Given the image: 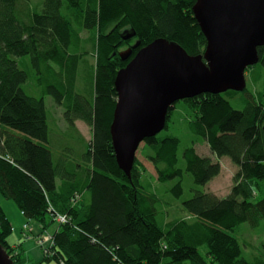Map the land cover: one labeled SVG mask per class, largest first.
<instances>
[{
  "label": "trees",
  "instance_id": "1",
  "mask_svg": "<svg viewBox=\"0 0 264 264\" xmlns=\"http://www.w3.org/2000/svg\"><path fill=\"white\" fill-rule=\"evenodd\" d=\"M34 1L0 0V196L17 207L28 226L37 225L36 236L51 234L52 246L37 264H264V243L261 256L249 262L231 234L241 224L257 227L264 221L260 101L249 99L234 110L227 100L231 91L182 100L192 113L190 132L237 167L227 196L194 189L181 201L182 218L164 222L159 217L157 199L144 194L147 173L136 157L129 178L115 161L109 128L117 71L156 39L179 45L190 56L202 55L206 40L193 17L196 0ZM83 31L94 42V67L86 83L90 96L77 90L79 61L88 53L82 51ZM129 48L131 55L122 60L119 53ZM257 56L256 65L264 68V46ZM23 57L34 69L38 97L22 89L29 76L16 58ZM45 96L63 110L66 129L59 125V130H71L81 143L79 160L53 158ZM76 121L90 127V139L78 132ZM143 147L150 148L145 157L157 182L177 179L168 191L176 199L183 195L184 174L203 187L221 170L218 162L196 153L194 142L182 152L183 168L177 138L155 136ZM57 216L65 222L57 223ZM12 230L0 205V246L13 264H26L30 259L22 242H8ZM203 246L205 257L199 252Z\"/></svg>",
  "mask_w": 264,
  "mask_h": 264
},
{
  "label": "water",
  "instance_id": "2",
  "mask_svg": "<svg viewBox=\"0 0 264 264\" xmlns=\"http://www.w3.org/2000/svg\"><path fill=\"white\" fill-rule=\"evenodd\" d=\"M192 13L206 40L202 55L156 39L116 73L109 132L116 164L128 178L140 144L165 128L170 107L201 94L243 92L245 71L259 61L264 0H196ZM130 55V48L119 53L122 60ZM0 264H13L1 246Z\"/></svg>",
  "mask_w": 264,
  "mask_h": 264
},
{
  "label": "rangeland",
  "instance_id": "3",
  "mask_svg": "<svg viewBox=\"0 0 264 264\" xmlns=\"http://www.w3.org/2000/svg\"><path fill=\"white\" fill-rule=\"evenodd\" d=\"M32 4H35V1L32 0ZM41 7L37 9L39 12ZM88 33H82L81 37L85 40L86 43L82 45V51H87L88 53L84 55L83 58L79 61L78 77H77V90L83 91L87 89L86 83L91 79L92 66L94 67V58L92 54V48L94 42L89 37ZM125 49L124 51H126ZM16 61L20 68L24 69L29 78L27 82L22 86V89L26 94L39 96L40 89L35 81L34 69L30 66V62L27 57L16 58ZM245 80H246V91L245 92H232L229 94L227 100L230 102L231 107L234 110H242L245 107L246 101L249 99L255 100V102L260 101L264 105V68L256 65L251 69L245 71ZM86 85V86H85ZM91 85H89L90 87ZM85 94V93H83ZM86 95H88L86 93ZM45 107L48 112V127H49V137L50 150L53 154L54 159L58 157L69 156L71 160H79L78 149L81 148V143L78 142L77 137L71 130L63 131L59 130V125L62 130L66 129L65 124L62 120V109H58V106L54 104L52 99L49 96L44 97ZM192 115L191 111L188 108V105L185 102L178 101L174 104V109L170 114V120L168 127L165 130H162L157 134V139L161 140L165 137H175L179 140V147L177 156L179 159L178 166L183 168L184 163L181 159L182 152L185 148L193 145L196 153L200 156L210 157L213 162H218L221 166V170L218 176L213 178L205 186H195L193 180L189 174H184L182 178V188L183 195L180 199H176L169 191V189L177 182V179L169 180L165 183H159L156 181L155 171L151 163H149L145 157L149 153L150 148H144L143 143L140 144L137 152L136 159L144 166L146 169L145 176L143 177V186L144 194L149 195L150 197L156 198L155 208L157 214L162 218L164 222L173 221L178 218H182L186 213L181 206V201L189 199L193 190L197 189L204 192H209L216 195L219 198H224L230 192V189L233 185V177L237 171V167L231 162L227 157L217 158L213 155L208 149L205 143H202L199 138L193 135L188 127V122L190 116ZM57 118L56 124L53 123V118ZM90 132V131H89ZM88 137L89 135L86 134ZM91 138V136L89 137ZM154 196H151L153 195ZM14 204L2 198L0 196V205L7 212L8 207L6 206ZM11 207V206H10ZM16 209V208H15ZM9 217L11 218L12 233L8 238L10 244L15 242H24L27 250L30 251V261L35 264L38 261L39 253L37 254L36 241L34 240H24L21 235V227L26 222L25 220L17 221V218L14 216L13 211L10 209L8 212ZM22 219V218H21ZM22 221V222H21ZM30 234L31 236H36L37 234V225L33 222L30 223ZM20 229V235H19ZM51 231H48L50 233ZM239 242L241 247V255L249 262L255 261L262 253V244L264 243V221H261L257 227H252L248 223L241 224L238 226L233 233H231ZM205 247L199 249L200 254L205 257ZM27 264V263H26Z\"/></svg>",
  "mask_w": 264,
  "mask_h": 264
},
{
  "label": "crops",
  "instance_id": "4",
  "mask_svg": "<svg viewBox=\"0 0 264 264\" xmlns=\"http://www.w3.org/2000/svg\"><path fill=\"white\" fill-rule=\"evenodd\" d=\"M82 33H87V32H85V31H83V32H81V34ZM89 34V33H88ZM88 34H86V35H88ZM90 35V34H89ZM82 38V37H81ZM90 85V84H89ZM84 91H86L87 93H88V96H90V94H92V89H91V87H89V86H87V89H83ZM75 127H76V129L78 130V132L85 138V139H90L89 137L91 136V129H90V127L88 126V125H86L85 123H83L82 121H76L75 122ZM90 131V132H89ZM86 134L87 135H89L88 137L86 136ZM7 205V207H8V211L6 212L5 210H4V208L2 207V209L4 210V212H5V214H6V217H7V219L10 221V223H11V218L9 217V214H8V212L10 211V209L13 211V214H14V216L17 218V221L19 222L20 220H25L24 218H23V216H22V214H21V212L17 209V207L15 206V207H13L12 205H9L8 203H6ZM2 206V205H1ZM11 206V207H10ZM16 208V209H15ZM22 218V219H21ZM22 222V221H21ZM54 229L53 228H50L49 229V231H51L50 233H52V231H53ZM37 233H38V229H37ZM19 235H20V229H19ZM18 244V243H20V242H15V244ZM25 244L26 243H24V242H22V247L24 248V250H26V253H27V255H28V258L30 259L31 258V253H30V251L29 250H27V248H26V246H25ZM36 249H37V254L39 253L40 255H39V258H38V261L35 263V264H37L39 261H40V259H41V252H40V250H39V248L36 246ZM27 264H31V261H27Z\"/></svg>",
  "mask_w": 264,
  "mask_h": 264
},
{
  "label": "built area",
  "instance_id": "5",
  "mask_svg": "<svg viewBox=\"0 0 264 264\" xmlns=\"http://www.w3.org/2000/svg\"><path fill=\"white\" fill-rule=\"evenodd\" d=\"M55 220L57 221V223H64L65 222V218L62 216H57L55 218ZM21 235H22V238L24 240L36 241V246L39 248L41 254L46 253V251L52 246V243H53L52 238H51V234L40 235V236H36L35 238H33L34 236H31L30 228H29L27 223H24L22 225Z\"/></svg>",
  "mask_w": 264,
  "mask_h": 264
}]
</instances>
